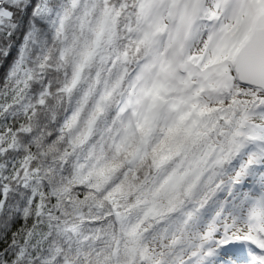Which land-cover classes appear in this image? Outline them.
Segmentation results:
<instances>
[{
	"label": "snow or ice",
	"instance_id": "snow-or-ice-1",
	"mask_svg": "<svg viewBox=\"0 0 264 264\" xmlns=\"http://www.w3.org/2000/svg\"><path fill=\"white\" fill-rule=\"evenodd\" d=\"M0 264H264V0H0Z\"/></svg>",
	"mask_w": 264,
	"mask_h": 264
}]
</instances>
